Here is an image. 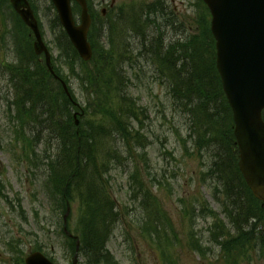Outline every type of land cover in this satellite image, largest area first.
Here are the masks:
<instances>
[{
  "label": "trees",
  "instance_id": "trees-1",
  "mask_svg": "<svg viewBox=\"0 0 264 264\" xmlns=\"http://www.w3.org/2000/svg\"><path fill=\"white\" fill-rule=\"evenodd\" d=\"M200 1L205 11L209 12L203 0ZM165 8L162 0L143 7L142 13L135 15L131 27L136 30L139 25L148 22V27L154 31V25L161 35L165 24L167 28L172 26L165 22ZM75 11H79L77 6ZM197 15L199 32L186 40L183 38L165 44V34L155 40L145 33L146 42L152 40L147 52L153 54L150 56L158 65L157 72L167 79L174 104L180 109L184 107L189 110V130L194 129L197 132L203 129V125L210 126L203 135L204 141L197 137L193 144H196L194 148L198 153L211 149V163L207 173L203 175V180H206V176L213 178L216 192L217 183L220 188L222 186V198L218 195L215 198L228 221L221 219L217 211L208 208L206 202L200 204L201 214L214 218L209 228V242L221 248L222 257L227 261L237 262L244 259L240 252L246 248V244L264 235V206L247 186L238 167L239 157H235L233 153L230 155L224 149L227 144L226 149L232 146L238 154L235 149V136L231 131L233 114L216 69L215 39L211 31L206 30L203 13L199 12ZM54 18L60 34L58 39L64 43L62 50L65 54L67 50L71 57L66 60L69 76L77 74V70L80 71L81 77L78 79L85 95L86 106L79 103L72 87V98L68 97L46 66L33 56L31 42L23 39L20 55L27 58L29 54V63L21 60L19 63L7 65L10 84L15 89V99L11 105L15 108V119L22 123L19 125L18 122L19 129L16 132L23 137L27 147L32 149L34 142H40L44 147L42 162L48 175L45 188L50 194L52 205L55 206L54 210L59 209L65 214L68 206L75 202L80 204L76 226L66 223V244L70 252L76 253L79 239V251L85 264H112L115 259L108 250V242L115 231L120 213L110 192L109 170H112L113 164L123 163V159H131L138 153L137 148L145 149L147 142L141 118L145 112L138 107L137 100L131 95L130 79L125 70L133 57H130V51L122 44L120 47L124 52L115 50L100 53L99 37L95 35L103 32L104 26L97 29L94 21L90 34L94 56L91 61L84 62L69 41L56 15ZM113 32L114 29H111L107 34L109 44ZM142 33L140 28L138 34ZM149 33L152 34L150 31ZM22 36L23 33L19 37ZM66 42H69L71 49L66 47ZM61 57L60 55V62ZM78 62L80 67L76 69ZM55 70L59 75L60 72H65V69H59L60 72L56 68ZM76 109L84 112L79 126H76L74 118ZM200 119L202 126L198 127L196 121ZM135 122H139L141 127L136 129ZM224 122L227 127L220 137L223 136L226 140L220 142L218 134L221 130L218 127ZM24 125L34 129L31 132L34 137L28 135ZM221 128L223 130L224 126ZM120 141L122 146L118 145ZM32 154L37 156L35 150ZM129 178L139 189L134 190V195L140 196L143 212L146 211L148 217L143 232H150V229L157 232L161 227L160 231L164 232L165 237L159 234L157 237L151 234V237H156V242L160 245L172 243V233L167 232L165 227L170 228L173 224L168 215L158 207L157 197L137 177L131 175ZM130 188L133 189L131 186ZM232 223L235 226L234 234L228 228ZM71 234L78 238L71 237ZM196 241L197 244L192 239L191 245L202 254L204 243L202 239L196 238ZM36 249L42 250L40 246ZM259 249L264 253V244Z\"/></svg>",
  "mask_w": 264,
  "mask_h": 264
},
{
  "label": "rangeland",
  "instance_id": "rangeland-1",
  "mask_svg": "<svg viewBox=\"0 0 264 264\" xmlns=\"http://www.w3.org/2000/svg\"><path fill=\"white\" fill-rule=\"evenodd\" d=\"M33 1L45 42L52 48L55 56H62L61 62L60 58L54 60L55 68L66 70L62 73L59 70L61 77L67 80L69 89L73 88L79 103L86 106L85 95L78 79L81 77L80 71L77 70V74L69 76L66 60L71 57L67 50L66 54L62 50L64 43L58 39L59 29L56 26L55 12L50 6V0ZM153 1L155 0H116L115 10L109 16L103 17L102 10L111 4L112 0H90L97 29L103 26L108 31L114 29L110 44L107 34L104 38L100 36L102 32L95 35L97 38L100 36L98 43L101 47L98 49L100 53L115 50L124 52L120 47L122 44L130 51L129 55L133 57L127 66L130 92L137 100L138 107L140 106L145 112L144 117H141L147 137L145 149L137 148L138 153H135L131 159H123V163L113 164L108 174L111 180V195L121 212L114 235L108 242V250L116 261L112 260V264H225V262L229 264L231 261L222 258L221 248L208 242L210 237L208 228L214 218L202 217L198 209L193 206V202L199 200L200 204L206 202L207 207L217 211L219 215L222 213L220 203L214 198V184L216 187L214 179L208 178L205 183L201 181L202 173L207 171L211 163L209 158L211 149L198 153L194 148L196 144H193L197 137L204 141L203 135L210 126L203 125V129L197 132L194 129L189 130V110L187 108L185 110L184 107L180 109L174 104L167 79L157 72L158 65L150 56L153 54L147 52L152 40L146 42V35L156 40L165 34V44L196 36L199 32L197 15L199 12L203 13L206 30L209 32L212 17L210 12L205 11L200 0H162L166 6V20H164L172 26L167 28L165 24L161 35L154 25H152L154 31L151 30L148 22L134 30L131 26L136 16L142 13L145 3L150 2L151 5ZM124 11L127 20L123 16ZM120 13L121 17L118 19L116 15L120 16ZM2 17L3 15L0 14V264H12V252L8 250V244L23 252L20 264H24L26 256L33 253L37 246H42V251L53 257L57 264H72L74 257L66 246L63 232L65 214L59 209L58 211L53 209L50 194L44 186L47 180V171L42 162L44 147L40 142H34V147L31 149L26 146L23 137L16 133L19 129L18 122L19 125L22 123L13 119L16 114L11 102L15 99V89L10 84L7 65L19 63L21 60L29 63L31 56L28 54L27 58H24L20 55L19 37L7 34L1 22ZM77 17L80 18V15ZM8 28H12V24H8ZM140 28L142 34H138ZM66 47L71 49L69 42H66ZM78 67H80L79 62L76 69ZM76 111L80 112L74 110ZM201 120L196 121L198 127L202 126ZM233 123H231V131H234ZM24 126L28 135L34 137L31 133L34 129L29 125ZM134 126L138 128L140 123H135ZM220 126H224V129L222 130ZM220 126L218 137L222 142L226 139L220 136L225 133L227 123L224 122ZM32 140L34 141V138ZM121 144L120 141L118 145L122 146ZM226 145L224 149L230 155L233 153L238 157L239 152L237 154L232 146L226 149ZM235 149L238 151L237 146ZM33 150L37 156L32 154ZM131 175L137 177L147 190L157 196L158 207L173 223L170 227L172 233L170 237L174 242H167L164 246L168 251L161 250L150 239L151 234L165 237L164 232L160 231L161 227L157 232L153 229L147 233L143 232L148 217L146 211L143 212L140 196L134 195V190L139 189L130 180ZM217 188L216 195L222 198L223 188L222 186L220 188L218 183ZM79 208L78 202L72 204V215L68 213L70 226L71 223L73 227L75 223L77 224ZM186 210L188 215L185 214ZM219 217L228 221L227 216L225 218L223 214ZM165 228L167 231V226ZM228 228L231 234L235 233L233 223ZM193 236L195 244L198 243L196 238L204 242L202 254L192 247ZM262 244H264V235L246 244V248L240 252L244 258L241 264H264V254L259 249ZM77 264H85L81 254Z\"/></svg>",
  "mask_w": 264,
  "mask_h": 264
},
{
  "label": "water",
  "instance_id": "water-1",
  "mask_svg": "<svg viewBox=\"0 0 264 264\" xmlns=\"http://www.w3.org/2000/svg\"><path fill=\"white\" fill-rule=\"evenodd\" d=\"M76 1L82 7L79 25L73 17L71 0H53L72 43L88 61L93 54L88 42L91 16L87 1ZM204 1L212 15L217 68L234 113L239 168L253 194L264 202V0ZM14 4L36 34V53H46L47 65L53 73L50 53L42 41L31 9L20 10L21 6L28 7L27 1L14 0ZM63 86L69 94L64 82ZM26 263L53 264L40 252L31 254Z\"/></svg>",
  "mask_w": 264,
  "mask_h": 264
},
{
  "label": "flooded vegetation",
  "instance_id": "flooded-vegetation-1",
  "mask_svg": "<svg viewBox=\"0 0 264 264\" xmlns=\"http://www.w3.org/2000/svg\"><path fill=\"white\" fill-rule=\"evenodd\" d=\"M115 2H116V0H112V2H111V7H113L114 6V4H115Z\"/></svg>",
  "mask_w": 264,
  "mask_h": 264
}]
</instances>
